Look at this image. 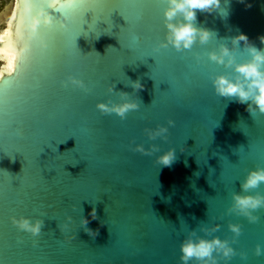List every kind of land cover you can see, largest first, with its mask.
Segmentation results:
<instances>
[{
	"label": "water",
	"instance_id": "water-1",
	"mask_svg": "<svg viewBox=\"0 0 264 264\" xmlns=\"http://www.w3.org/2000/svg\"><path fill=\"white\" fill-rule=\"evenodd\" d=\"M60 2L53 15L65 27L41 28L48 47L34 41L16 74L0 80V264H180L189 233L231 241L229 223L241 233L226 264H264V209L255 223L227 212L232 194H245L247 171L264 168V114L216 95L210 77L233 73L207 58L240 32L264 47V0L196 10V26L214 35L179 52L160 47L164 0ZM1 3L7 16L12 2ZM235 54L248 58L243 42ZM136 80L143 88L133 92ZM121 92L138 108L123 119L97 110L119 103ZM157 125L168 128L166 139L145 134ZM137 144L157 151H133ZM169 149L171 165L157 163ZM256 192L264 195V183L247 194ZM92 207L95 238L80 224ZM21 216L44 221L41 233L32 237L9 219ZM66 216L72 223L62 233ZM213 224L215 232L201 230Z\"/></svg>",
	"mask_w": 264,
	"mask_h": 264
},
{
	"label": "clouds",
	"instance_id": "clouds-1",
	"mask_svg": "<svg viewBox=\"0 0 264 264\" xmlns=\"http://www.w3.org/2000/svg\"><path fill=\"white\" fill-rule=\"evenodd\" d=\"M11 12L5 16L0 13V80L10 76L15 72L18 62L28 59L34 41H38L41 50L48 47L43 36L40 35L41 28H52L58 26L63 29L65 25L57 21L53 15L58 12L63 5L60 0H11ZM166 7L163 10L164 26L166 29L164 42L160 47L172 46L176 51L189 50L194 44H206L214 35L206 28L197 27L195 22L197 11L211 13L220 8L221 0H164ZM245 3V0H238ZM59 6V7H58ZM249 6L250 5H246ZM261 45H264V35L257 37ZM243 42L248 58L237 60L236 49ZM230 45V46H229ZM207 58L226 69H231L232 75L218 74L210 77L211 85L216 95L234 98L239 104H245L246 110L253 115L264 114V47L257 48L250 41L246 34L240 32L230 38L229 43H220L216 50L209 51ZM199 62V57H197ZM68 83L85 89L83 81L68 77ZM133 92L142 89L143 85L136 81H130ZM114 85L108 87V91H113ZM86 90V89H85ZM120 102L97 103L96 108L101 114L115 113L121 119L129 110L138 108L134 99L124 92L119 93ZM169 126L173 125L172 120H168ZM145 134L149 139L160 137L166 139L168 128L157 125L154 129L145 128ZM133 151L151 155L157 151L156 147L150 146L145 149L142 145H135ZM181 151H183L181 149ZM174 160L172 149L158 156L156 162L169 166ZM264 183V168L256 167L247 171L241 182L243 195L233 193L231 204L227 209L228 213H234L245 217L250 223H255L258 216L253 213L258 209H264V195L256 192L247 194L250 190L256 189ZM11 223L19 230L36 237L41 233L44 221L26 217H10ZM91 220L97 219L96 209L92 207L87 217H81L80 224L84 231L95 238L98 229L93 230L87 225ZM65 223L58 225L60 231L65 233L69 230L72 217L66 216ZM228 230L232 233V240L220 239L212 236L211 239L196 236L194 232L189 233L179 245L180 264H221L229 261L236 251L231 246L236 242V237L241 233V226L237 223H229ZM219 228L218 224H213L210 228H202L206 234L215 232ZM65 240H72L74 236H64ZM36 241H33L35 246ZM255 254H262L260 245H256ZM243 257L244 253H240Z\"/></svg>",
	"mask_w": 264,
	"mask_h": 264
},
{
	"label": "snow or ice",
	"instance_id": "snow-or-ice-1",
	"mask_svg": "<svg viewBox=\"0 0 264 264\" xmlns=\"http://www.w3.org/2000/svg\"><path fill=\"white\" fill-rule=\"evenodd\" d=\"M21 62H22V61H21ZM21 62H18V63H17V66H16V69H15V72H14L12 75L8 76V77H11V76H13V75L16 74L18 68L20 67Z\"/></svg>",
	"mask_w": 264,
	"mask_h": 264
},
{
	"label": "rangeland",
	"instance_id": "rangeland-1",
	"mask_svg": "<svg viewBox=\"0 0 264 264\" xmlns=\"http://www.w3.org/2000/svg\"><path fill=\"white\" fill-rule=\"evenodd\" d=\"M2 5H4V4L3 3L0 4V13H1Z\"/></svg>",
	"mask_w": 264,
	"mask_h": 264
}]
</instances>
